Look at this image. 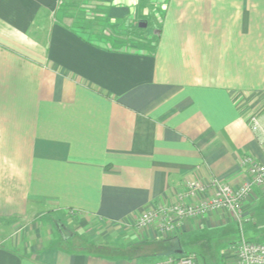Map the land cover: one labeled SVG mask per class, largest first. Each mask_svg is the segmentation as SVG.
<instances>
[{
    "label": "crops",
    "instance_id": "1",
    "mask_svg": "<svg viewBox=\"0 0 264 264\" xmlns=\"http://www.w3.org/2000/svg\"><path fill=\"white\" fill-rule=\"evenodd\" d=\"M93 12L146 45L104 41ZM245 155L264 164V0H0V221L23 223L0 264L197 254L226 214L172 236L134 223L189 182L242 186Z\"/></svg>",
    "mask_w": 264,
    "mask_h": 264
},
{
    "label": "built area",
    "instance_id": "2",
    "mask_svg": "<svg viewBox=\"0 0 264 264\" xmlns=\"http://www.w3.org/2000/svg\"><path fill=\"white\" fill-rule=\"evenodd\" d=\"M250 124L253 132L259 130L260 124L255 116L250 118ZM240 164L247 172L242 186L234 188L216 178L206 183L189 182L178 203L160 204L146 210L138 216L135 227L141 230L155 228L165 236H172L181 232L188 219L205 218L217 212L226 214L243 228L247 217L246 204L253 199L255 189L264 194V164L250 155H245ZM210 191L213 195L208 196ZM233 249V264H264V244L251 242L243 236ZM155 264H197V261L194 256L185 255L168 257Z\"/></svg>",
    "mask_w": 264,
    "mask_h": 264
},
{
    "label": "rangeland",
    "instance_id": "3",
    "mask_svg": "<svg viewBox=\"0 0 264 264\" xmlns=\"http://www.w3.org/2000/svg\"><path fill=\"white\" fill-rule=\"evenodd\" d=\"M68 11L70 13L72 12L71 9ZM89 14H91L90 18L87 19V14L85 15L84 13L81 16L80 13H78V18H83L85 15L84 21L86 23L88 22V24L94 25L95 28H97L95 29L97 32L101 29L104 41L110 42L113 46L126 47L131 50H141L146 45V41L143 40L146 38V33L144 32V35L140 34L143 33V30H140L137 27L138 24L134 27L136 24L132 21H127L120 28L119 34L115 32L116 30L114 31L109 27V25L105 24L103 14L99 15L94 12ZM149 20L151 21L141 19V22H144V24L146 23L149 25V22H151L149 27H147V30H151L153 28L152 26H155L152 18ZM84 21L82 23L78 22V26H89L84 23ZM136 22L138 21L136 20ZM114 39H118L117 42ZM153 44L154 42L150 43L151 46ZM246 205L247 217L246 220H244L243 228H240L235 221L231 220L229 224L219 228H213L212 230L204 226L199 234L189 237V243L196 242V239H200L202 241L197 254H191L196 258V261H198L199 264H206L204 262L206 260L208 264H233L235 255L233 247L243 236L251 242L264 244V194L256 188L253 194V199ZM212 214H217V212ZM22 226L23 223L20 221H0V246L4 245L7 238L11 237L13 234H19V229Z\"/></svg>",
    "mask_w": 264,
    "mask_h": 264
},
{
    "label": "water",
    "instance_id": "4",
    "mask_svg": "<svg viewBox=\"0 0 264 264\" xmlns=\"http://www.w3.org/2000/svg\"><path fill=\"white\" fill-rule=\"evenodd\" d=\"M140 28H147V24H140Z\"/></svg>",
    "mask_w": 264,
    "mask_h": 264
}]
</instances>
